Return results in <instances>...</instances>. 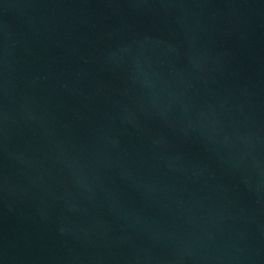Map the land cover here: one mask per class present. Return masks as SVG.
I'll return each instance as SVG.
<instances>
[{"label":"water","instance_id":"95a60500","mask_svg":"<svg viewBox=\"0 0 264 264\" xmlns=\"http://www.w3.org/2000/svg\"><path fill=\"white\" fill-rule=\"evenodd\" d=\"M0 264H264V0H0Z\"/></svg>","mask_w":264,"mask_h":264}]
</instances>
